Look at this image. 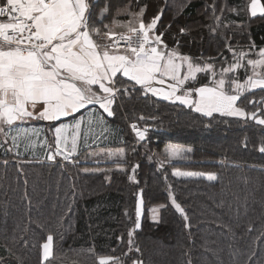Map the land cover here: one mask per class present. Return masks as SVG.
<instances>
[{"label": "trees", "instance_id": "obj_1", "mask_svg": "<svg viewBox=\"0 0 264 264\" xmlns=\"http://www.w3.org/2000/svg\"><path fill=\"white\" fill-rule=\"evenodd\" d=\"M106 2L111 10L100 23L99 13ZM249 2L99 0L95 19L98 27L111 25L113 19L126 22L131 16L124 8L131 5L130 11L138 12L147 5V22L166 4L158 27L165 32L168 46L176 47L179 40L181 54L199 61L211 57L210 62L218 67L224 57L231 59L225 48L228 42L237 50H246L251 43L256 50L264 46V19L250 20ZM213 4L216 15L225 8L215 35L209 27L214 26ZM233 8L238 14L231 11ZM226 24L230 27L225 28ZM181 27L188 29L186 34H180ZM196 82L202 84L205 78L198 76ZM262 97L264 89H256L238 103L254 111L248 101L259 102ZM257 106L264 108V104ZM114 108L116 114L111 121L125 134L119 146L127 150L126 162L121 165L127 174L114 171L110 180L105 179L106 173L86 174L85 168L117 167L111 161L97 165L86 159L88 152L79 154L76 164L0 154V257L6 258V264H40V246L50 232L56 257L51 264H98L100 256L121 257L126 264H132L133 259L143 264H264V153L259 151L264 127L218 114H214L215 119L204 117L179 103L172 104L150 93L142 96L139 91L122 98ZM140 116L145 119L140 120ZM132 123L148 129L145 141L133 142ZM169 145L191 148L189 159L173 161L158 170V161L166 159L163 150ZM134 164H139L135 172L138 184L127 178ZM175 168L214 173L217 179H178L172 176ZM169 184L187 221L171 206ZM140 189L144 200L142 228L134 235L140 251L133 249L125 258L124 253L129 251L127 232L134 226ZM157 205L166 207L159 208V222H153L151 207ZM126 209L130 220L125 216ZM38 223L45 227H38ZM121 236L123 242L117 239ZM7 249L12 250L11 255Z\"/></svg>", "mask_w": 264, "mask_h": 264}, {"label": "snow or ice", "instance_id": "obj_2", "mask_svg": "<svg viewBox=\"0 0 264 264\" xmlns=\"http://www.w3.org/2000/svg\"><path fill=\"white\" fill-rule=\"evenodd\" d=\"M98 3L99 0H0V149L5 153L18 155L21 144L25 151L33 150L39 144L47 147L48 161L61 157L67 163L76 164L81 147H99L101 141L112 134L113 130L103 114L114 117V105L135 91L142 96L150 93L172 104L179 103L204 117L215 119L214 114H218L246 123L254 121L257 126L264 127V108L257 106L264 104V97L259 102L248 101L254 111H247L238 103L246 93L264 89V47L256 51L255 44L251 43L244 51L237 50L228 42L225 48L232 59L229 61L224 57L223 66L217 69L210 62L211 57L201 63L181 54L179 40L176 47L168 46L165 32L158 27L166 4L150 21L144 19L147 5L140 7L138 12H131L129 5L123 9L131 16L126 23L113 19L111 25L98 27L95 19ZM210 7L214 26L209 27L215 35L225 8L220 9L221 15H216L215 4ZM110 10L111 4L106 2L99 13L100 23ZM231 11L238 14L235 8ZM247 12L250 20L264 19V2L250 0ZM117 27L126 29V32L117 33L114 31ZM187 31L184 27L180 28L181 35ZM225 39L230 41L231 38ZM253 54L256 58H251ZM241 69L251 73L246 74L243 82L238 78ZM200 73L209 76V83L188 87ZM89 106H98V109L89 110ZM82 110L88 113L87 117L81 115L77 118L76 114ZM69 117L71 122H62ZM139 119L144 120L145 117L140 116ZM32 121L48 123L51 141L44 128L28 126ZM130 128L136 144L146 140L147 128L140 129L136 123L130 124ZM42 133L45 134L44 139L40 140ZM136 144L132 146L133 152L136 151ZM261 144L259 151L264 153V141ZM191 151V148L169 145L165 150L166 159L158 161V170L173 161L188 160L187 154ZM126 153L125 148H100L90 152L86 159L97 165L102 161H111L117 167L85 168L84 172L90 175L106 173V180L111 179L110 174L114 171L127 174L126 168L121 166L126 162ZM137 168L139 164L132 165V174L127 177L136 184L139 183L135 176ZM172 176L185 180L199 177L208 181L217 179L214 173L182 171L179 168L173 170ZM164 179L167 181V176ZM168 190L171 206L187 221L185 210L177 202L170 184ZM136 195L135 221L127 232L129 251L124 253L125 258L133 249L140 251L135 245L134 235L142 228L143 189ZM164 207L166 205L151 209L153 222H159L158 211ZM68 212H71L70 206ZM125 216L131 219L127 209ZM60 219L59 227L62 228L63 217ZM29 222H32L31 219ZM37 226L45 227L39 223ZM117 239L123 242L122 236ZM40 247V264H51V260L56 258L51 232ZM7 251L11 255L12 250ZM0 264H6V258L0 257ZM72 264H79V261ZM98 264H126V260L100 256ZM132 264H143V261L133 259Z\"/></svg>", "mask_w": 264, "mask_h": 264}, {"label": "crops", "instance_id": "obj_3", "mask_svg": "<svg viewBox=\"0 0 264 264\" xmlns=\"http://www.w3.org/2000/svg\"><path fill=\"white\" fill-rule=\"evenodd\" d=\"M119 75V74H118ZM96 108L98 109V106H89V110ZM102 113V110H99ZM84 115L85 117H87L88 113L84 110H82L80 113H77L76 116L77 118H79V116ZM105 116L106 119V123L107 125L113 130L112 134L109 136V138L107 140L101 141V143L99 144V147H97V145H92L91 149L88 148H84L81 147L80 150V154L84 153V152H95V151H99L100 148H112V149H117L120 148L121 146H119L122 142L125 141V134L121 131V129L119 128L118 125H116L115 123H113L111 121L112 117H107L106 114H103ZM72 118H66L64 119L62 122L65 123H69L71 122ZM60 122H57V124ZM28 126H35V127H42L45 129V132L48 135V139L51 141V133L48 132V123L45 121H32ZM131 129V128H130ZM98 131V130H97ZM131 134H132V129H131ZM44 133L41 134V136L39 137L40 140L44 139ZM35 139V138H34ZM6 147V145H5ZM54 147V145H53ZM0 154L6 156L7 154L13 155L15 157H20V158H24V159H34V160H43V161H48L46 159V155L48 154V149L47 147H42L39 144H37V146L30 151H25L24 147H19V154H15L13 152H8L5 153V151L3 149H0ZM62 159L61 157H56L55 160H59Z\"/></svg>", "mask_w": 264, "mask_h": 264}, {"label": "rangeland", "instance_id": "obj_4", "mask_svg": "<svg viewBox=\"0 0 264 264\" xmlns=\"http://www.w3.org/2000/svg\"><path fill=\"white\" fill-rule=\"evenodd\" d=\"M129 20V19H128ZM127 20V21H128ZM126 21V22H127ZM126 22H121V23H126ZM138 26V25H137ZM114 31H116L117 33H119V32H126V29H124V28H119V27H117V28H115L114 29ZM264 47V46H263ZM248 49H246V50H244V51H247ZM259 49H257L256 51H258ZM251 58H256V56L253 54L252 55V57ZM231 59H232V57H231ZM231 59L229 60V61H231ZM198 60V59H197ZM199 61V60H198ZM204 61H206V60H200L199 62H201V63H203ZM216 66V65H215ZM223 66V65H222ZM221 67V65L220 66H216V68L217 69H219ZM246 74H251L250 73V70H248V72L246 73V71L244 70V69H241V70H239L238 71V78L240 79V81L241 82H243L244 81V79L246 78ZM198 76L199 77H201V79L202 78H205V82H202V84H199V85H197V82L195 81V82H190L189 84H188V87H199V86H202V85H205V84H208L209 83V76L207 75V74H204V73H200V74H198ZM198 78V77H197ZM138 127H141V126H138ZM6 147H7V145H6ZM21 148L23 147V145L21 144V146H20ZM182 147V146H181ZM168 147H166L164 150H163V153L165 154V150L167 149ZM156 156H158L159 158H160V155L159 154H157ZM153 208H158V205L157 206H153V207H151V209H153ZM158 215H159V211H158ZM151 217H152V212H151Z\"/></svg>", "mask_w": 264, "mask_h": 264}, {"label": "built area", "instance_id": "obj_5", "mask_svg": "<svg viewBox=\"0 0 264 264\" xmlns=\"http://www.w3.org/2000/svg\"><path fill=\"white\" fill-rule=\"evenodd\" d=\"M139 128H140V129H144L143 127H139ZM132 135H133V142L136 143V142H135V135H134L133 131H132Z\"/></svg>", "mask_w": 264, "mask_h": 264}]
</instances>
